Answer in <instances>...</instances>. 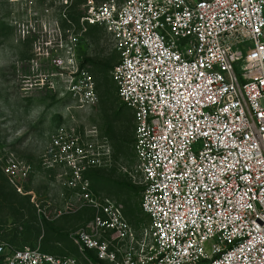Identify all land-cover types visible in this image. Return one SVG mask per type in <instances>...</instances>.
Returning a JSON list of instances; mask_svg holds the SVG:
<instances>
[{
  "label": "built area",
  "instance_id": "obj_1",
  "mask_svg": "<svg viewBox=\"0 0 264 264\" xmlns=\"http://www.w3.org/2000/svg\"><path fill=\"white\" fill-rule=\"evenodd\" d=\"M80 23L82 33L104 28L120 55L112 80L133 110L150 220L143 256L133 260L131 249L116 264H264V0H106L90 2ZM56 62L65 94L93 102V82L73 53ZM104 202L93 203L96 228L134 240L120 210ZM81 238V252L96 248L115 261L105 245ZM0 264L79 263L0 243Z\"/></svg>",
  "mask_w": 264,
  "mask_h": 264
},
{
  "label": "rangeland",
  "instance_id": "obj_2",
  "mask_svg": "<svg viewBox=\"0 0 264 264\" xmlns=\"http://www.w3.org/2000/svg\"><path fill=\"white\" fill-rule=\"evenodd\" d=\"M104 1L0 0V25L6 28L0 34V225L10 229L14 222L6 208L14 194L7 188L29 197L51 222L83 209L97 217L93 203L108 199L135 239L96 228V218L81 223L69 237L82 242V235H87L98 246L105 245L115 261L101 260L96 248L65 254L79 264H116L131 249L133 260H138L152 244L145 234L148 219L141 211L144 184L136 166L133 110L120 103L112 80L120 55L104 28L82 34L73 26L64 32L59 22L64 14L83 17L90 2ZM70 52L93 82L95 97L89 104L81 105L64 92L56 61ZM107 117L114 124L110 138L105 136ZM57 139L61 147H72L62 152ZM94 154L98 162L93 166ZM7 162L16 167L9 173L2 166ZM91 171L106 182L85 180ZM132 216L142 219L140 228L128 221ZM40 239L32 246L38 248Z\"/></svg>",
  "mask_w": 264,
  "mask_h": 264
},
{
  "label": "trees",
  "instance_id": "obj_3",
  "mask_svg": "<svg viewBox=\"0 0 264 264\" xmlns=\"http://www.w3.org/2000/svg\"><path fill=\"white\" fill-rule=\"evenodd\" d=\"M81 17L82 16L64 14L59 19L62 30L66 32L71 30L74 26L76 33L82 31V25L80 23ZM100 29L101 27L99 26L87 25V29L83 33L98 32ZM5 30L6 28L4 24H1L0 34ZM113 129L114 124L107 117L105 123V136L110 138L113 134ZM91 172L85 175V180L95 181L97 184L106 182L105 179L101 178L93 171ZM7 190L14 194V197L10 199V202H7L8 205L6 206V208L9 209L8 213L13 217L14 222L13 226L9 227L10 229H4V227H2L3 225H6L4 223L0 225V243H6L17 250L25 248L33 249L35 247L32 246V243L36 242L38 238L41 237L40 245L38 247L43 253L62 258L67 257L65 255L67 252L78 251V247L73 239L69 237V233L74 230L77 225L94 218L95 215L90 209H83L78 213H69L51 222L44 217L40 211H38L34 203L30 202L29 197L19 195L13 188H7ZM145 216L148 219L147 226H149L150 220L147 215ZM61 221H63L65 225L63 227H58L56 224ZM128 221H133L137 228L141 227L142 219L139 217L132 216ZM63 244L65 246L64 249L60 247Z\"/></svg>",
  "mask_w": 264,
  "mask_h": 264
}]
</instances>
